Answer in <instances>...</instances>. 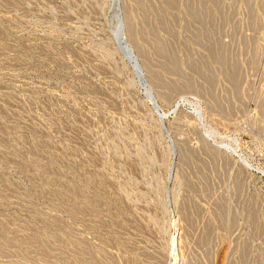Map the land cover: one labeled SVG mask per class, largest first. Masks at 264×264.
<instances>
[{
	"label": "rangeland",
	"instance_id": "obj_1",
	"mask_svg": "<svg viewBox=\"0 0 264 264\" xmlns=\"http://www.w3.org/2000/svg\"><path fill=\"white\" fill-rule=\"evenodd\" d=\"M231 262L264 264V0H0V264Z\"/></svg>",
	"mask_w": 264,
	"mask_h": 264
},
{
	"label": "bare ground",
	"instance_id": "obj_2",
	"mask_svg": "<svg viewBox=\"0 0 264 264\" xmlns=\"http://www.w3.org/2000/svg\"><path fill=\"white\" fill-rule=\"evenodd\" d=\"M131 15H132V14H131ZM131 15H130V16H131ZM128 16H129V15H128ZM131 17H132V16H131ZM198 18H199V17H198ZM129 19H130V18H129ZM196 19H197V17H196ZM196 19H195V20H196ZM131 30H132V29H131ZM141 36H142V35H140V37H141ZM139 39H140V38H139ZM155 107H156V106H155ZM85 196H86V195H85ZM86 199H87V198H86ZM88 199H89V197H88ZM82 200H83V199H82ZM88 201H89V200H88ZM86 202H87V201H85V203H86ZM81 203H82V202H81ZM83 205H84V203H83ZM87 207H88V205H87ZM81 246H83V245H81ZM86 248H87V247H86ZM79 249H80V248H79ZM87 249H88V248H87ZM88 250H89V249H88ZM88 250H87V251H88ZM83 251H84V250H83ZM90 252H91V251H90ZM89 254H91V253H89ZM225 254H226V253H225ZM225 254H224V256H225ZM86 255H87V253H86ZM82 257H83V256H82ZM87 257H88V256H87ZM91 257H92V256H91ZM222 257H223V256H222ZM227 257H228V256H227ZM79 258H80V257H79ZM79 258H78V259H79ZM85 259H86V258H85ZM87 259H88V258H87ZM227 259H228V258H227ZM90 261H91V260H90ZM92 261H93V259H92ZM226 261H227V260H226ZM230 261H231V260H230ZM221 262H222V260H221ZM228 262H229V261H228ZM224 263H225V261H224ZM231 263L233 264V262H231ZM76 264H77V263H76ZM80 264H81V263H80ZM82 264H83V263H82ZM88 264H89V263H88ZM227 264H228V263H227ZM229 264H230V263H229Z\"/></svg>",
	"mask_w": 264,
	"mask_h": 264
}]
</instances>
